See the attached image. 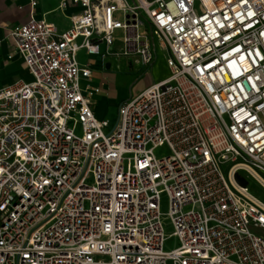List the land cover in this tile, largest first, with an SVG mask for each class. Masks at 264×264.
Here are the masks:
<instances>
[{
	"label": "built area",
	"instance_id": "1",
	"mask_svg": "<svg viewBox=\"0 0 264 264\" xmlns=\"http://www.w3.org/2000/svg\"><path fill=\"white\" fill-rule=\"evenodd\" d=\"M69 5L64 30L8 28L30 80L0 86V264H264V203L234 180L264 185V0ZM156 45L167 76L97 118L93 69Z\"/></svg>",
	"mask_w": 264,
	"mask_h": 264
},
{
	"label": "rangeland",
	"instance_id": "2",
	"mask_svg": "<svg viewBox=\"0 0 264 264\" xmlns=\"http://www.w3.org/2000/svg\"><path fill=\"white\" fill-rule=\"evenodd\" d=\"M154 59L147 66L141 67L138 64L128 66L124 58L109 57L106 62L109 64L107 70L93 69L91 73L92 82L99 86V93L102 94L103 101L94 98L92 110L94 114L104 113L105 116H112L114 113V106H117L121 101L127 100L145 87L159 81L167 76L168 70L165 65L166 52L156 45L153 50ZM83 55L81 52L77 54V59L81 60ZM87 86L85 82L81 81V89ZM93 99V96H91ZM229 165L223 164L221 172L231 189L233 186L229 180L227 168ZM257 175L264 182V175L256 172ZM235 182L240 184L244 182L247 191L250 195L255 197L260 202L264 203V185L253 177L247 171H239L235 177ZM161 221L163 223V240L162 249L165 252L173 250L177 245L176 238L172 235V226L164 213L167 211V200L165 194L160 196Z\"/></svg>",
	"mask_w": 264,
	"mask_h": 264
},
{
	"label": "crops",
	"instance_id": "3",
	"mask_svg": "<svg viewBox=\"0 0 264 264\" xmlns=\"http://www.w3.org/2000/svg\"><path fill=\"white\" fill-rule=\"evenodd\" d=\"M61 0H0V86L8 85L16 81H29L22 59L14 50L12 39L8 35V28L15 24L33 20H44L53 24L58 30H64L68 26L69 15L78 11L76 6L59 7ZM31 2H34L32 5ZM92 79V77H91ZM95 84L94 82H92ZM97 85V84H96ZM102 94H96L94 98L103 101ZM116 106L112 116L98 113L95 116L112 122L115 118Z\"/></svg>",
	"mask_w": 264,
	"mask_h": 264
},
{
	"label": "water",
	"instance_id": "4",
	"mask_svg": "<svg viewBox=\"0 0 264 264\" xmlns=\"http://www.w3.org/2000/svg\"><path fill=\"white\" fill-rule=\"evenodd\" d=\"M236 177V176H235ZM240 185H244V182L240 181Z\"/></svg>",
	"mask_w": 264,
	"mask_h": 264
}]
</instances>
